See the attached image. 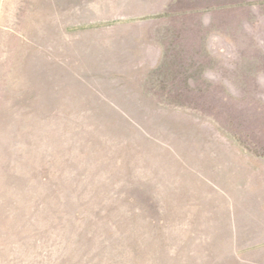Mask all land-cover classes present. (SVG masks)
Wrapping results in <instances>:
<instances>
[{
  "label": "rangeland",
  "instance_id": "rangeland-1",
  "mask_svg": "<svg viewBox=\"0 0 264 264\" xmlns=\"http://www.w3.org/2000/svg\"><path fill=\"white\" fill-rule=\"evenodd\" d=\"M91 1L0 0V264H264V0Z\"/></svg>",
  "mask_w": 264,
  "mask_h": 264
},
{
  "label": "crops",
  "instance_id": "crops-1",
  "mask_svg": "<svg viewBox=\"0 0 264 264\" xmlns=\"http://www.w3.org/2000/svg\"><path fill=\"white\" fill-rule=\"evenodd\" d=\"M92 0L90 3V10L91 11H105V10H114V11H147V12H152V13H161L164 12L167 9L168 5V0H139L141 1L137 5H132V8L127 7L124 2V0ZM118 2V3H116ZM86 2L84 1V6ZM117 4V5H116ZM115 6L113 8H108L106 6ZM85 10V9H84ZM149 22H154L153 21H147ZM155 22H158L155 20ZM85 34H97L99 31L97 29L95 30H89L85 31ZM134 37V36H133ZM133 46L131 50V58H134V55L137 57V59L141 62L146 61V62H151L153 64H157L159 61L164 59V53H166L168 50L170 51L171 46L173 45L172 42H160L156 39L151 40L148 38L146 41L143 40L142 36H137L136 38H133ZM180 44V42H179ZM194 46L195 43H193ZM211 44V43H210ZM201 42L199 46H201ZM212 53H210L211 57ZM264 186V183L263 185Z\"/></svg>",
  "mask_w": 264,
  "mask_h": 264
}]
</instances>
